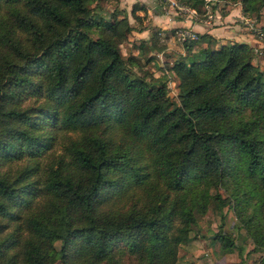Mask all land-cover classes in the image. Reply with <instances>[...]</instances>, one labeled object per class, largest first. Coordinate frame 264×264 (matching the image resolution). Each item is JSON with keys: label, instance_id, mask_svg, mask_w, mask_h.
Here are the masks:
<instances>
[{"label": "trees", "instance_id": "1", "mask_svg": "<svg viewBox=\"0 0 264 264\" xmlns=\"http://www.w3.org/2000/svg\"><path fill=\"white\" fill-rule=\"evenodd\" d=\"M187 1L199 9L203 2ZM92 3L0 0V264H121L124 253L136 264H177L195 208L228 161L264 210V74L252 48H212L209 34L184 42L170 67L180 104L167 110L166 83L137 75L129 67L135 57L121 53L133 29L127 17L115 18V8L105 19ZM242 4L250 15L264 0ZM138 11L147 9L132 5L140 22ZM164 33L153 27L139 54L165 48ZM30 96L40 104L22 105ZM42 116L53 131L82 133L45 164L54 137L37 123ZM111 127L121 135L117 147L97 131ZM23 160L15 176L2 170ZM193 181L203 187L188 202ZM130 187L145 191V207L103 209L116 189ZM213 199L223 205L219 194Z\"/></svg>", "mask_w": 264, "mask_h": 264}, {"label": "rangeland", "instance_id": "2", "mask_svg": "<svg viewBox=\"0 0 264 264\" xmlns=\"http://www.w3.org/2000/svg\"><path fill=\"white\" fill-rule=\"evenodd\" d=\"M145 1L151 9L164 5L160 0ZM177 1L180 5L190 6L187 0ZM133 4L141 5L143 3H141L140 0H93L92 8L99 16H103L105 19H112V12L115 8H117L115 18H117V16L123 13L126 14V8L130 10ZM210 5L212 6V13L214 15L217 13L222 14L227 8L238 6V8L240 7L242 9L243 7L242 0H215L212 1ZM214 10L217 13L214 12ZM165 12H167L170 18H188L187 12L176 7H168ZM129 15L130 14H128V16ZM139 16L142 17L140 14ZM246 16L255 18L258 26L263 32L262 36L250 35L256 42L249 46L253 50V64L264 74V6H261L259 9ZM149 18L147 24L151 26L152 17L149 16ZM164 19V22H160V24L169 23L167 17ZM222 24V18L217 17L210 27L216 28ZM231 24H238L240 27L239 30L243 31L245 34L249 33L239 17H234V21ZM134 35L135 39L131 38L128 42L119 45L124 58L131 56L135 57V63L129 65L130 69L137 75H142L148 80L164 81L166 83L167 95L171 104L167 106V110L171 109L175 104H180L178 79L170 68L176 56L184 54V50H182L183 53H180L181 50H179V48L182 46V43L177 40L176 32H174L173 38L168 42L170 50L167 49V47L162 49L163 46L158 47V49L155 48L156 50L144 46V48H141L140 54L137 48V41H139L142 35L139 33H135ZM210 44L212 48H217L215 45L216 42ZM204 46H206V40L205 42L200 41L196 43L193 49L197 51ZM160 51L161 55L159 54ZM34 98L35 97L32 98L31 96L28 97L22 105H39L40 101H35L36 99ZM40 118L41 119L37 122L40 124L39 126L42 127V130L50 132V136L54 137V145L50 149V155L42 158V164L56 162L70 140L81 138L82 133L63 130L53 131L54 128H51L47 116H42ZM97 131L102 133V136L108 138L113 143L111 145L115 147L119 145L117 143L120 142L121 135L115 128L98 129ZM120 145L128 146V144ZM130 146H132V144H130ZM131 151L136 157L140 155V150L138 148H134V150ZM144 161L147 162V159H140L141 164H145ZM231 163L232 161H228L226 165L227 173L224 174L220 182L214 183L213 186L211 185L208 187L207 196L204 198L205 201L203 199L200 200V202H204L199 207L195 208L196 222L192 225L188 233L187 241L178 246L176 255L177 264H264V210H262L260 208L261 205L257 203V198L255 196H250V183L241 177V174L232 167ZM24 165H26L25 160L13 161L2 167V170H5L12 177L15 176L19 168ZM201 187H203L202 183L195 181L191 182L186 194L188 202L191 196L198 192ZM158 190L164 192L165 189L159 184ZM144 192L145 191L142 189L130 187L124 194L118 195V189H116L115 194L105 202L103 209L124 212L132 207H145L148 204V200ZM215 194L220 195L223 201L222 206H220V203L217 204V200L213 199ZM202 205H204L205 208H201ZM176 221L175 224H177ZM218 234L230 238L233 241V245L228 246L226 240H223ZM55 247L59 249V241L55 243ZM120 261L121 264H136L135 257L127 253L122 255ZM55 264L59 263L57 262Z\"/></svg>", "mask_w": 264, "mask_h": 264}, {"label": "crops", "instance_id": "3", "mask_svg": "<svg viewBox=\"0 0 264 264\" xmlns=\"http://www.w3.org/2000/svg\"><path fill=\"white\" fill-rule=\"evenodd\" d=\"M140 2L143 3V5H145L147 9L146 13L143 11L137 12L138 15L139 14L142 15L140 22L134 20V18L131 15V9L129 10L128 8H126V12L130 14L129 16L127 13L126 14L123 13L118 16V18H122L123 15L126 16L129 24L133 27V29L130 31L129 35L127 36V38L124 39L119 45H122L124 42H128L129 40H131V38L135 39V35H134L135 33L137 34L139 33L140 35H142L140 36L141 38L139 39V41H137L138 43L137 45H139L140 43L145 44L150 39L152 28L156 27V28L165 30L167 32V34L166 33L164 34L165 36L168 35V37H165L161 40L162 42L165 43V48L167 47V49H169L168 42L173 38V34H174V33H171L172 30L175 32L176 31L175 29L179 27H183V26L192 27L194 30H196L198 33H201V34H209L211 37L215 39V42H216L215 45L217 46V48L220 47L219 45H223L227 42H233V41L244 42V43H247L248 45H253V43L256 42L252 38V36H250L249 33L245 34L243 31L239 30L240 27L238 24H234V25L231 24L234 21V17H241L243 15L241 12V8L240 7L238 8V6L229 8L228 11L224 15L220 14V17L223 20V24L219 27L213 28L210 26L206 27V26H201L199 24H196L189 18L187 19L174 18V17L170 18L168 17L167 12L164 11L165 8L158 6L157 8L151 9L145 0H140ZM149 16L152 17L151 26L147 24L150 19ZM166 17L168 18L169 23L160 24V22H164L165 20L164 18ZM138 47L139 46H137V48ZM180 48H179V50H181L180 53H183L182 46ZM138 52H139V48H138ZM159 54L161 55V51Z\"/></svg>", "mask_w": 264, "mask_h": 264}, {"label": "built area", "instance_id": "4", "mask_svg": "<svg viewBox=\"0 0 264 264\" xmlns=\"http://www.w3.org/2000/svg\"><path fill=\"white\" fill-rule=\"evenodd\" d=\"M215 0H203L201 8H195L192 6L180 5L177 0H160L164 5L160 7L165 8V11L168 7L173 8L176 7L180 10L187 12L188 18L191 19L194 23L199 24L201 26H211L215 18H220V14L212 13V6L210 3ZM240 21L246 27L250 35H259L262 36L263 32L257 24L255 18L242 15ZM176 37L179 42L182 44L186 41H196L199 38V33L194 30L192 27L183 26L177 28Z\"/></svg>", "mask_w": 264, "mask_h": 264}]
</instances>
